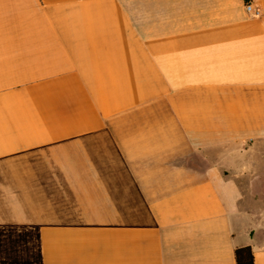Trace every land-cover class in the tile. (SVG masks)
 Wrapping results in <instances>:
<instances>
[{"label": "crops", "instance_id": "obj_1", "mask_svg": "<svg viewBox=\"0 0 264 264\" xmlns=\"http://www.w3.org/2000/svg\"><path fill=\"white\" fill-rule=\"evenodd\" d=\"M0 0V264H264V0Z\"/></svg>", "mask_w": 264, "mask_h": 264}, {"label": "trees", "instance_id": "obj_2", "mask_svg": "<svg viewBox=\"0 0 264 264\" xmlns=\"http://www.w3.org/2000/svg\"><path fill=\"white\" fill-rule=\"evenodd\" d=\"M236 264H255L253 250L250 246L240 247L235 250Z\"/></svg>", "mask_w": 264, "mask_h": 264}, {"label": "built area", "instance_id": "obj_3", "mask_svg": "<svg viewBox=\"0 0 264 264\" xmlns=\"http://www.w3.org/2000/svg\"><path fill=\"white\" fill-rule=\"evenodd\" d=\"M244 6L248 14L254 17L260 15V11L254 5V0H244Z\"/></svg>", "mask_w": 264, "mask_h": 264}]
</instances>
